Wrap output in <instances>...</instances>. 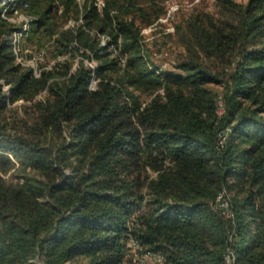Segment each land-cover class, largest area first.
<instances>
[{
	"label": "trees",
	"instance_id": "1",
	"mask_svg": "<svg viewBox=\"0 0 264 264\" xmlns=\"http://www.w3.org/2000/svg\"><path fill=\"white\" fill-rule=\"evenodd\" d=\"M218 1L232 18L205 28L198 19L191 31L224 67L219 81L194 54L182 76L149 70L134 23L116 15L119 0H107L102 16L90 3L85 17L131 56L121 80H107L116 61L83 42L100 62L98 93L81 66L66 83L44 69L39 78L21 72L0 42L9 88L4 96L0 85V113L50 92L30 132L0 123V264H132L130 240L164 264H226L228 253L236 264H264V0ZM21 2L34 34L53 26L44 0ZM12 30L0 18V39ZM80 35L68 33L60 53ZM217 83L220 119L206 88ZM126 84L164 96L143 107ZM224 198L227 213L213 210Z\"/></svg>",
	"mask_w": 264,
	"mask_h": 264
},
{
	"label": "rangeland",
	"instance_id": "2",
	"mask_svg": "<svg viewBox=\"0 0 264 264\" xmlns=\"http://www.w3.org/2000/svg\"><path fill=\"white\" fill-rule=\"evenodd\" d=\"M233 1L237 4L246 5L249 0ZM68 3L67 0H44L45 7L48 6L54 16L53 21H51L53 26L48 31H40L34 34L36 25H33L29 34L20 40L17 52L23 60L30 58L28 53L30 51L45 52L43 61H39L36 66L41 70L51 71L55 76V79L51 81L66 83L65 81L74 77L82 67L91 77L88 91L98 93L102 83V80L97 79L100 62L96 59L97 56L94 51L89 47H85L83 42L89 44L94 42L100 47H107L106 52H101L102 55L104 54L109 60L116 61L117 69L113 72H106L107 80H121L124 71L130 69L127 66L128 61L131 60L130 52L124 46L121 38H118L116 45H108L111 42V36L108 33L102 34L97 26L88 25L85 19L91 8L88 2L86 5L71 4L69 7L67 6ZM97 12L102 16L103 11L97 10ZM112 14L114 15V13ZM116 15L121 20L134 23L139 32V43L149 70L154 72L158 70L172 76H182L181 64L190 60V56L194 54L198 57L199 62L203 63L209 71L216 75L218 81L222 77L224 67L221 62L218 59H208L202 53L191 31L192 24H195L198 19L202 20V26L205 28L210 21L217 24L221 20L232 18L218 0H119ZM113 31L115 32V30ZM68 33H72L74 37H77L79 33L81 35L78 39H74L67 45L65 44L67 51L60 53L62 42ZM4 35H2L0 42L10 46L14 66L20 69L21 72L29 70L28 67L23 65L24 61H22V64L18 63L15 49L10 42L4 40ZM103 36L110 38L105 45H102ZM254 42L258 44L260 39L257 38ZM2 84L0 83L3 95H8L9 88ZM126 86L129 92H133L139 98L143 107L155 97L164 96L162 90L149 94L145 90H135L128 84ZM206 88L216 96V116L220 119L224 115L223 86L217 83L216 85H208ZM59 90L60 88H56V91ZM48 98H50V92L45 90L37 94L32 101L20 100L14 104L6 102V109L0 113V123L9 127L17 126L23 132H30L35 125V114L38 109L36 105H44ZM224 200V203L228 204L225 198ZM218 207L214 205L212 208L218 211ZM135 218L134 216V221ZM134 243V240H130L127 245L132 264H135L134 260L137 263L139 261L138 257L142 255L140 254L141 251L135 248ZM164 263V260L162 262L152 260L150 262L144 261L142 264Z\"/></svg>",
	"mask_w": 264,
	"mask_h": 264
},
{
	"label": "built area",
	"instance_id": "3",
	"mask_svg": "<svg viewBox=\"0 0 264 264\" xmlns=\"http://www.w3.org/2000/svg\"><path fill=\"white\" fill-rule=\"evenodd\" d=\"M73 1L77 5H86L88 2L89 4L92 3L94 7L102 11L105 6L106 0H67ZM87 3V4H88ZM28 3L21 2V0H0V18L1 20L11 24L13 26V30L9 34L4 35V40L8 41L12 44L15 49L16 59L18 63L24 64L26 67L30 68L33 72V75L36 78H39L41 75L42 70L39 69L36 65L40 61H43L45 52L34 50L33 52H28L30 54V58L27 60H23L20 58L17 47L20 40L27 36L32 28V26L36 22L35 16L28 12ZM110 40L109 37L103 36L102 37V45H105L107 41ZM87 63V62H85ZM227 135V130L225 132H221L219 134V143L222 144L225 140ZM223 194L220 196L221 199L223 198ZM225 200H222L218 205V209L221 211L223 210L224 213H227L228 204L224 203ZM135 248H138L141 251V257H138V262L134 260L135 264H142L144 261H155V262H162L164 259L160 254H153V253H144L142 248L139 246L138 243H134ZM226 264H236L235 258L231 253H228L226 256Z\"/></svg>",
	"mask_w": 264,
	"mask_h": 264
}]
</instances>
